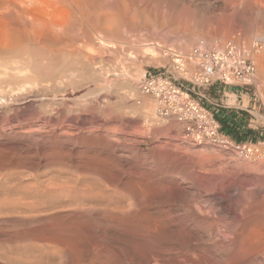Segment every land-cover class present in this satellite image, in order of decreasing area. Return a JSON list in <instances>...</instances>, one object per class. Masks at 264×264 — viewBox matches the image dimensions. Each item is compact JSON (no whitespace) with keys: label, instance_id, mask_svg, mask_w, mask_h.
<instances>
[{"label":"rangeland","instance_id":"1","mask_svg":"<svg viewBox=\"0 0 264 264\" xmlns=\"http://www.w3.org/2000/svg\"><path fill=\"white\" fill-rule=\"evenodd\" d=\"M28 1L1 0L0 2V9H2L0 10V27H4L3 30H1L2 28L0 30L1 33L5 32V36L4 33L0 34L2 47H0V89H2L0 90V101L3 100L2 104V101L0 102V112L3 116L0 115V149L2 150H0V189L2 185H6L2 187L4 192L2 189L0 190V198L5 197V194L9 192L8 190L13 187L14 189L19 187L21 190V187H23L24 190L29 189L31 191L38 188V190L43 191L57 190L60 192L61 190L65 194L56 197V201H58V197L59 199L62 197L63 204L57 207L47 206L49 210L45 206H43L45 209L40 208V212L46 210L45 215L38 211L37 213L40 216L39 214L37 216L36 212L35 214L33 212L28 213L23 209L22 212L20 210L15 214L10 213L11 215L6 214L7 212L0 213V246L6 247V250L3 247L0 248V264H20L19 262L22 261L27 262V264L30 261V264L32 262L34 264H52L53 262V264H70V262L71 264H190V262L191 264H203V262L205 264H243V262L244 264H250L253 261L254 264H264V233H262L264 232V208L262 209V205L264 207V201H262L264 200V157H258L256 160L251 161L234 151L210 144L190 142L184 137L182 126L178 122L174 120L164 121L158 118L154 100L143 94L139 88L140 80L146 70L161 68L169 62L168 57L164 54L165 48L187 52L195 46L205 48L220 46L236 33H240L246 39L255 33L264 35V0H123L125 4L128 3L125 5L126 7L122 5V0H108V2L104 0L105 3L103 0H99V2L97 0H81L78 6L81 8L80 11L68 0H31L29 3ZM114 1L118 3L116 4ZM109 2L110 4H108ZM91 3L92 5L89 6L88 4ZM96 3L100 5H96ZM105 4L107 7H105ZM87 5L89 7H86ZM109 5L110 7H108ZM133 5H137L136 11L131 10L134 8ZM84 6L86 7L85 11ZM49 7H51V10ZM122 7L124 10H122ZM21 9L22 12H20ZM81 10L83 11L81 12ZM101 11L102 14L99 13ZM26 15L29 16L27 18L35 16L39 19H45L47 22L50 20L55 28H49L50 31L44 29V33L38 34L43 37L36 43L28 41L25 39V22L28 21ZM49 15L52 17H49ZM95 15L98 16H96L98 19L95 18ZM129 16L135 18L136 21L134 22L135 19L133 18L130 20ZM108 17L110 21H108ZM112 18L114 21L111 20ZM84 19L86 21L88 19L89 22L92 20L91 23H88ZM95 19L97 20L96 23ZM59 23L60 25H58ZM79 24L81 25L80 29H78ZM7 26L10 28L7 29ZM17 27L19 28L17 29ZM89 28L91 30H88ZM73 30H77L79 33L75 31V36V33L71 32ZM51 34L55 39L53 37L49 38ZM101 38V42L104 40L106 43L104 45L110 46L106 47L102 45L103 43L100 44ZM107 41L110 43L108 44ZM111 44L116 47H111ZM262 52H264V45L258 53ZM255 64V82L254 85L248 87L252 97H254L253 92L258 91L255 114L250 115L253 119L251 128L245 126L244 130L247 134L241 137H249L252 141L254 139L264 141V66L262 68L261 64L259 65L257 62ZM7 67H12L14 72L12 73L11 69H6ZM9 70H11V74H9ZM4 82L7 83V86H11V83H13V88L12 86L7 87ZM34 83L36 86H34ZM44 83H47V86ZM20 87H24L28 93ZM42 87L45 89L47 87V89L45 90ZM6 88L7 91L12 89L10 90L12 92H7ZM1 91L3 92L1 93ZM13 91H16V93H13ZM132 92L135 95L132 96ZM11 93L12 97L8 95ZM4 95H6V98ZM26 96L29 97L26 98ZM22 97L24 98L22 99ZM43 115L45 116L43 117ZM252 131L261 134L254 136ZM32 138H35L36 141ZM22 146H25V148H21ZM30 146L31 149H29ZM19 147L22 151H19ZM2 148H6L8 151ZM10 148L12 149L10 150ZM14 148H18V152ZM12 150L15 152H12ZM18 153L25 155L26 158ZM23 159L30 160L26 162ZM8 162L12 164L10 165ZM85 167L91 169L90 171L93 173H90L88 168ZM84 169L87 172H83ZM198 172L202 175L200 176ZM63 175L64 178L60 179ZM203 175L204 177H202ZM196 176H199V178ZM47 177H50V179ZM51 177L58 180L55 182L57 184L54 183V179L52 181ZM209 177L212 178L211 181ZM45 179L51 181L50 186H56L49 187V182ZM63 180H68L69 183L63 182ZM91 180L95 182L91 183ZM40 182L48 183L46 184L47 187H44L45 184L42 183V187L38 185ZM11 183L15 185L12 187L10 186ZM79 183L85 189L81 190ZM31 187L34 189H31ZM94 187H97V190ZM165 187H169V191ZM76 188L78 192L82 193L90 191L87 197L89 194L90 196L88 198L84 196L85 199L82 197L83 200L81 199L77 206L70 202L69 194L74 189L76 191ZM66 189H70V192H67ZM20 192L23 194L22 191H19L18 194ZM97 192L100 193L97 194ZM95 195L97 199L106 196L101 198L103 199L102 202L99 199L96 203ZM107 197L109 200H107ZM66 199L68 202L65 201ZM59 203L61 202L58 201L57 204ZM256 203L258 204L256 205ZM85 204L87 207H90L89 205L91 207L84 208ZM108 204L111 206H108ZM104 205L107 207L104 208ZM75 206L79 208L77 209ZM81 206H84L83 209H86V211H80ZM97 206H99V209ZM247 206L250 208H248L249 211L253 210L254 212L246 211ZM58 207H62L61 210ZM108 207H111V209L109 208L107 212L105 209L108 210ZM52 208L55 210H52ZM63 208L67 210V213L65 210L62 211ZM91 208L95 209L93 213L89 210ZM50 209L51 212L55 211L52 212L53 214L51 213V216ZM193 209L196 211H193ZM244 209L249 215L246 214ZM69 212L73 216L77 212L82 220L77 217V213H75L77 215L75 218L71 217ZM19 213L20 215H18ZM65 213L66 215H64ZM106 213H109V215L107 216ZM60 215L61 217H59ZM18 216L22 217L19 218ZM109 216L112 217L111 220ZM45 217L47 219L43 221ZM113 217L115 218L113 219ZM63 218L65 220L68 218L69 221H64ZM118 219L120 220L118 221ZM14 222L17 224L23 222L24 224L21 226L19 223L21 226L19 227V224L17 225ZM66 224L68 227L65 228ZM76 224L78 230L75 227ZM208 224L212 225L208 226ZM256 224L261 230L254 228ZM23 225L29 232L23 228ZM25 225L29 226L26 227ZM79 225L84 228L82 229ZM196 226L198 227L196 228ZM211 226L215 227L211 228ZM248 227L252 228L249 230ZM54 229L55 231H53ZM68 229L71 231L69 232ZM73 229L75 230L74 233ZM212 229L214 230L212 231ZM242 229L245 232L242 233ZM76 230L82 231V236ZM58 231L61 233L59 234ZM53 232L57 233L56 236ZM35 233L40 236L37 238ZM43 233H47L48 236ZM62 233L66 237L62 236ZM191 233L198 237L196 241L191 238L193 236ZM23 234L24 236H22ZM29 234L34 235L36 238L32 235L28 238ZM74 234L78 235L74 236ZM10 236L16 237L13 239ZM21 236L24 238L22 239ZM45 236L53 238L50 239L51 243L47 241L50 245L44 241L48 239ZM82 237L84 238L82 239ZM72 238H74V242ZM243 238L245 240L249 239L244 241ZM25 239H28V241H25ZM239 239L240 241L237 242ZM232 240L234 244H232ZM249 240L256 242H253V244ZM33 241L37 243H33ZM87 241H89V244L91 243V246L86 245L88 244ZM9 242L15 246L12 247ZM70 242L73 244H70ZM212 242L217 244H214V246ZM31 243L34 246H31ZM45 243V251L41 247L35 246V244ZM237 243L239 244L236 245ZM17 244L19 247H17ZM58 244L62 247L60 248ZM74 244L80 245L81 248L78 250ZM47 245V249L50 247V250L46 249ZM27 246L30 247V250ZM56 246H59L58 249ZM53 247L56 251L53 250ZM69 247L71 248L69 249ZM73 247L77 249L74 252ZM64 248L67 249V253H65ZM37 249L39 253L36 252ZM241 249L242 252L245 250L243 255ZM254 249L257 250L253 252ZM51 250L52 252H50ZM250 250L251 252H248ZM41 251L43 252L41 253ZM47 252L51 255L55 254V256L60 255V257L48 255ZM252 252L255 254H252ZM22 253L27 254V256ZM43 253L45 256L42 255ZM63 253H65V256ZM9 255L10 257L14 256L12 257L14 262ZM194 255L200 257L197 259ZM19 256L20 259H18ZM42 256L44 259H41ZM46 256L51 257L46 258ZM203 256L207 258L204 260ZM27 257H29V261ZM3 258L4 261H2ZM246 259L253 261H247ZM199 261L201 263H198Z\"/></svg>","mask_w":264,"mask_h":264},{"label":"built area","instance_id":"2","mask_svg":"<svg viewBox=\"0 0 264 264\" xmlns=\"http://www.w3.org/2000/svg\"><path fill=\"white\" fill-rule=\"evenodd\" d=\"M264 45L261 34L248 39L233 34L222 45L195 46L187 52L165 48L169 62L146 70L139 88L155 102L161 120H174L182 126L186 139L195 144H210L237 152L247 160L264 155V141L242 138L244 131L224 130L214 111L205 103L204 90L213 83L254 85L256 64L253 55Z\"/></svg>","mask_w":264,"mask_h":264},{"label":"bare ground","instance_id":"3","mask_svg":"<svg viewBox=\"0 0 264 264\" xmlns=\"http://www.w3.org/2000/svg\"><path fill=\"white\" fill-rule=\"evenodd\" d=\"M7 1H9V0H7ZM10 1H12V0H10ZM13 1H14V0H13ZM36 1H37V0H36ZM63 1H64V0H63ZM66 1H67V0H66ZM66 1H65V3H66ZM68 1H69V2H70L75 8H77V7L79 6L80 2H81V0H68ZM97 1L99 2V0H97ZM105 1H106V0H105ZM110 1H111V0H110ZM122 1H123V0H122ZM122 1H121V2H122ZM0 2H1V0H0ZM29 2H31V0H29L28 3H29ZM45 2H46V1H45ZM55 2H56V1H55ZM103 2H104V0H103ZM106 2H108V0H107ZM124 2H125V1L122 2V5L125 6L126 4H128V3L125 4ZM130 2H131V1H130ZM133 2H135V1H133ZM3 3H4V2H3ZM48 3H49V2H48ZM70 3H69V4H70ZM83 3H84V1H83ZM89 3H90V1H89ZM104 3H105V2H104ZM114 3H116V2L114 1ZM117 3H118V2H117ZM117 3H116V4H117ZM123 3H124V4H123ZM18 4H19V3H18ZM18 4H17V5H18ZM24 4H25V3H24ZM52 4H53V3H52ZM54 4H55V3H54ZM59 4H60V3H59ZM85 4H86V1H85ZM93 4H94V3H93ZM98 4H99V3H98ZM98 4L96 3V5H98ZM108 4H110V2H109ZM132 4H135V3H132ZM21 5H22V4H21ZM83 5H84V4H83ZM88 5H89V6L92 5V3H91V4H88ZM88 5H87L86 7H89ZM99 5H100V4H99ZM105 5H106V4H105ZM112 5H114V4L112 3ZM130 5H131V4H130ZM31 6H32V5H31ZM64 6H65V5H64ZM64 6H63V7H64ZM94 6H95V5H94ZM118 6H119V5H118ZM136 6H137V5H136ZM136 6L133 5L134 8L131 9V10L136 11V10H135ZM19 7H21V6H19ZM28 7H29V6H28ZM51 7H52V6H51ZM51 7H49L50 10H51ZM74 7H73V8H74ZM86 7L84 6V11L86 10V9H85ZM99 7H100V6H99ZM105 7H107V5H106ZM108 7H110V5H109ZM125 7H126V6H125ZM127 7H128V6H127ZM129 7L131 8V6H129ZM59 8H60V7H59ZM111 8H112V7H111ZM119 8H121V7L119 6ZM9 9H10V8H9ZM63 9H64V8H63ZM79 9H81V8L78 7V10H79ZM87 9L89 10V8H87ZM0 10H2V9H0ZM76 10H77V9H76ZM90 10H94V9H90ZM96 10H98V9H96ZM114 10H115V8H114ZM114 10H112V11H114ZM122 10H124L123 7H122ZM129 10H130V9H129ZM137 10H138V9H137ZM6 11H7V10H6ZM24 11H26V10H24ZM52 11H53V10H52ZM55 11H57V10H55ZM58 11L60 12L59 9H58ZM69 11H70V9H69ZM74 11H75V10H74ZM79 11H80V10H79ZM82 11H83V10H81V12H82ZM112 11H110V12L112 13ZM134 11H133V12H134ZM1 12H2V11H1ZM15 12H17V11H15ZM20 12H22V9L20 10ZM20 12H18V13H20ZM31 12H32V11H31ZM33 12H34V11H33ZM93 12H94V11H93ZM93 12H91V13H93ZM110 12H109V13H110ZM124 12H125V11H124ZM131 12H132V11H131ZM137 12H138V11H137ZM137 12H136V13H137ZM8 13H9V12H8ZM76 13H77V12H76ZM94 13H95V12H94ZM99 13L102 14L103 12L101 11V12H99ZM99 13H97V15H99ZM104 13H105V12H104ZM116 13H117V12H116ZM134 13H135V12H134ZM134 13H133V14H134ZM141 13H142V12H141ZM9 14H10V13H9ZM22 14H23V13H22ZM25 14H27V13H25ZM59 14H60V13H59ZM66 14H67V13H66ZM77 14H78V13H77ZM89 14H90V13H89ZM89 14H88V15H89ZM114 14H115V13H114ZM137 14H139V13H137ZM143 14H144V13H143ZM3 15H4V14H3ZM7 15H8V14H7ZM7 15H6V16H7ZM54 15H55V14H54ZM60 15H61V14H60ZM60 15H59V17H60ZM62 15H64V14H62ZM72 15H73V14H72ZM80 15H81V14H80ZM88 15H87V16H88ZM97 15H95V18H96V19H98V18H97V17H98ZM106 15H107V14H106ZM108 15H110V14H108ZM1 16H2V15H1ZM55 16H56V15H55ZM96 16H97V17H96ZM102 16H103V15H102ZM117 16H118V15H117ZM117 16H114V17H117ZM8 17H9V16H8ZM27 17H29V16L26 15V18H27ZM44 17H45V16H44ZM47 17H48V16H47ZM49 17H52V16L49 15ZM77 17H78V16H77ZM111 17H112V16H111ZM114 17H113V18H114ZM129 17H130V16H129ZM2 18L4 19L5 17H2ZM13 18H14V17H13ZM61 18H62V16H61ZM65 18H66V17H65ZM72 18H73V17H72ZM81 18H83V17H81ZM81 18H80V19H81ZM104 18H106V17H104ZM113 18L111 19L112 21H114ZM130 18H131V17H130ZM132 18H133V17H132ZM132 18H131L130 20H132ZM7 19H8V18H7ZM16 19H17V18H16ZM24 19H25V18H24ZM69 19H70V18H69ZM85 19H86V17H85ZM85 19H84V20H85ZM92 19H93V16H92ZM92 19H91V20H92ZM96 19H95V20H96ZM109 19H110V18L108 17V21H110ZM133 19H135V18H133ZM8 20H9V19H8ZM8 20H7V21H8ZM25 20H26V19H25ZM27 20H28V21L25 22V25H26V26H25V27H26V35H25V39L28 40V41H34L35 43L38 42V41L41 39V37H43L42 35H38V34H40V33H42V32L44 33V31H43L44 29H45V30H46V29L48 30L49 28H52V27H53V24L50 22V20H49V22H47L45 19H39V17L36 18L35 16H34V17L31 16L30 18H27ZM53 20H55V19L53 18ZM53 20H52V21H53ZM60 20H61V19H60ZM60 20H57V21L59 22ZM91 20H90V22H89L88 19H87L88 23H91ZM95 20H94V21H95ZM106 20H107V19H106ZM115 20H116V18H115ZM3 21H4V20H3ZM21 21H22V19H21ZM21 21H20V22H21ZM57 21H56V22H57ZM85 21H86V20H85ZM87 21H86V22H87ZM94 21H93V22H94ZM116 21H117V20H116ZM135 21H136V19L134 20V22H135ZM1 22H2V21H1ZM22 22H23V21H22ZM22 22H21V23H22ZM96 22H97V20L95 21V23H96ZM8 23H9V22H8ZM10 23H11V22H10ZM61 23H62V22H61ZM88 23H87V25H89ZM2 24H4V23H2ZM2 24H1V25H2ZM11 24H13V23H11ZM64 24H65V23H64ZM66 24H67V23H66ZM6 25H7V24H6ZM6 25H5V26H6ZM23 25H24V24H23ZM54 25H56V23H54ZM58 25H60V23H59ZM58 25H57V26H58ZM67 25H68V24H67ZM67 25H66V26H67ZM77 25H78V24H77ZM77 25H76V26H77ZM79 25H80V24H79ZM85 25H86V24H85ZM10 26H11V25H10ZM63 26H64V25H63ZM63 26H62V27H63ZM14 27H16V26H14ZM71 27H72V26H71ZM77 27H78V26H77ZM77 27H76V28H77ZM80 27H81V25L79 26L78 29H80ZM85 27H87V26H85ZM90 27H92V26L90 25ZM0 28H2V27H0ZM8 28H10V27L7 26V29H8ZM18 28H19V27H17V29H18ZM53 28H55V27H53ZM56 28H57V27H56ZM58 28H59V27H58ZM72 28H73V27H72ZM74 28H75V27H74ZM87 28H88V27H87ZM3 29H4V27H3L1 30H3ZM7 29H6V31H7ZM78 29H77V30H78ZM81 29H82V28H81ZM83 29H84V28H83ZM1 30H0V34H3V33H4V36H5V32H2V33H1ZM55 30H56V29H54V31H55ZM58 30H59V29H58ZM77 30H75V31H77ZM84 30H85V29H84ZM88 30H91V29L89 28ZM49 31H50V29H49ZM59 31H60V30H59ZM62 31H63V30H62ZM62 31H61V32H62ZM75 31L73 30V31H71V32L75 33V36H76V32H75ZM82 31H83V30H82ZM108 31H110V30H108ZM7 32H8V31H7ZM56 32L59 33L57 30H56ZM71 32H70V34H72ZM77 32L79 33V31H77ZM85 32H86V31H85ZM85 32H84V33H85ZM93 32H94V31H93ZM48 33H49V32H48ZM51 33H52V32H51ZM68 33H69V32H68ZM82 33H83V32H82ZM86 33H87V32H86ZM88 33H89V32H88ZM104 33H105V32H104ZM14 34H17V33H14ZM46 34H47V33H46ZM92 34H94V33H92ZM92 34H91V36H92ZM107 34H108V33H107ZM54 36H55V34H54ZM84 36H85V34H84ZM88 36H89V34H88ZM6 37H7V36H6ZM6 37H5V39H6ZM44 37H45V36H44ZM51 37H53L52 34H51V36H49V38H51ZM73 37H74V36H73ZM77 37H78V36H77ZM86 37H87V36H86ZM196 37H197V36H196ZM262 37L264 38V35H262ZM45 38H46V37H45ZM53 38H54V37H53ZM87 38H88V37H87ZM103 38H104V37H103ZM7 39H8V37H7ZM54 39H55V38H54ZM83 39H84V38H83ZM52 40H53V39H52ZM57 40H58V39H57ZM66 40H67V39H66ZM72 40H73V39H72ZM80 40H81V39H80ZM84 40H85V39H84ZM91 40H92V39H91ZM101 40H102V38L100 39V42H99V43H100V44L103 43L102 45H104V43H105L104 40H103L102 42H101ZM6 41H7V40H6ZM73 41H74V40H73ZM76 41H77V40H76ZM110 41H111V40H110ZM52 42H53V41H52ZM79 42H80V41H79ZM107 42H108V44L110 43L109 41H107ZM113 42H115V41H113ZM60 43H61V42H60ZM7 44H8V43H7ZM7 44H6V46H7ZM37 44L39 45V43H37ZM105 44H106V43H105ZM113 44H114V43H113ZM8 45H9V44H8ZM44 45H45V44H44ZM114 45H115V44H114ZM116 45H117V44H116ZM4 46H5V45H4ZM40 46H41V45H40ZM104 46H106V45H104ZM104 46H103V47H104ZM108 46H110V45H108ZM108 46H106V47H108ZM112 46H113V45L111 44V47H112ZM0 47H1V44H0ZM113 47H116V46H113ZM1 48H2V47H1ZM3 48H5V47H3ZM66 48H67V47H66ZM79 48H80V47H79ZM59 49H60V48H59ZM61 50H62V49H61ZM55 51H56V50H55ZM258 52H259V51H258ZM258 52H257V53H258ZM52 53H53V52H52ZM257 53H255V54L253 55V59H254L255 62H257V64H259V65L261 64V65H262V68H263V66H264V52H262V53H260V54H259V53L257 54ZM41 56H42V55H41ZM35 59H36V58H35ZM40 60H41V59H40ZM36 61H37V60H36ZM36 61H35V64H36ZM44 62H45V61H44ZM33 63H34V62H33ZM33 63H32V64H33ZM21 66H22V65H21ZM21 66H20V67H21ZM16 67H17V66H16ZM13 68H14V67H13ZM17 68H19V67H17ZM6 69H11V70H12V67H11V68L7 67ZM15 69H16V68H15ZM3 70H4V69H3ZM11 70H9V72H10ZM34 70H36V69H34ZM34 70H33V71H34ZM41 70H42V69H41ZM41 70H40V72H41ZM43 71H44V70H43ZM13 72H14V70H12V73H13ZM35 72H36V71H35ZM18 73H19V72H18ZM21 73H22V72H21ZM23 73H24V72H23ZM43 73H45V72H43ZM9 74H11V72H10ZM16 74H17V73H16ZM116 75H117V74H116ZM37 77H38V76H37ZM118 77H119V76H118ZM122 78H123V77H122ZM133 80H134V79H133ZM29 81H30V80H29ZM6 82H8V81L6 80ZM0 83H1V82H0ZM19 83H20V82H19ZM132 83H133V82H132ZM4 84H6V86H7V83L4 82ZM4 84H3V85H4ZM12 84H13V83H11V86H12ZM22 84H23V83H22ZM26 84H27V83H26ZM38 84H39V83H38ZM44 84H45V83H44ZM8 85H9V84H8ZM27 85H28V84H27ZM42 85H43V84H42ZM45 85L47 86V83H46ZM49 85H50V84H49ZM9 86H10V85H9ZM9 86H7V87H9ZM11 86H10V87H11ZM13 86H14V85H13ZM13 86H12V88H13ZM18 86H19V84H18ZM18 86H17V88H18ZM34 86H36L35 83H34ZM37 86L39 87V85H37ZM40 86H41V85H40ZM51 86H52V85H51ZM2 87H3V86H2ZM31 87H32V86H31ZM31 87H30V88H31ZM15 88H16V87H15ZM20 88H24V87H20ZM42 88H43V87H42ZM130 88H131V87H130ZM9 89H10V88H9ZM43 89H45V88H43ZM46 89H47V87H46ZM46 89H45V90H46ZM0 90H2V89H0ZM10 90H12V89H10ZM10 90H9V91H10ZM17 90H18V89H17ZM17 90H16V91H17ZM20 90H21V89H20ZM23 90H25V88H24ZM30 90H31V89H30ZM39 90H40V89H39ZM48 90L50 91V89H48ZM48 90H47V91H48ZM6 91H7V88H6ZM9 91H7V92H9ZM16 91H13V93H14V92L16 93ZM25 91H26V90H25ZM2 92H3V91H1V93H2ZM4 92H5V91H4ZM10 92H12V91H10ZM10 92H9V93H10ZM18 92H20V91H18ZM26 92H27V91H26ZM30 92H31V91H30ZM27 93H28V92H27ZM35 93H36V91H35ZM35 93H34V94H35ZM133 93H134V92L131 93L132 96L135 95V94H133ZM127 94H128V93H127ZM1 95H3V94H1ZM8 95L11 96L12 93H11V94H8ZM8 95H7V96H8ZM13 95H14V94H13ZM26 95H28V94H26ZM30 95H31V94H30ZM53 95H54V94H53ZM128 95H129V94H128ZM131 95H129V96H131ZM5 96H6V95H4V97H5ZM14 96H15V95H14ZM123 96H124V94H123ZM11 97H12V96H11ZM28 97H29V96H28ZM28 97L26 96V98H28ZM31 97H32V95H31ZM39 97H41V95H39ZM124 97H126V95H125ZM5 98H6V97H5ZM8 98H9V97H8ZM13 98H14V97H13ZM23 98H24V97H22V99H23ZM32 98H33V97H32ZM42 98H43V97H42ZM54 98H55V96H54ZM1 99H2V97H1ZM9 99H10V98H9ZM29 99H30V98H29ZM33 99H34V98H33ZM44 99H45V98H44ZM5 100H6V99H5ZM7 100H8V99H7ZM19 100H20V99H19ZM34 100H35V99H34ZM42 100H43V99H42ZM121 100H122V99H121ZM121 100H119V101H121ZM1 101H2V102H1ZM1 101H0V102H1V104H2V103H3V100H1ZM10 101H11V100H10ZM13 101H14V100H13ZM20 101H22V100H20ZM37 101H38V100H37ZM39 101H41V100H39ZM43 101H44V100H43ZM16 102L18 103V101H16ZM23 102H24V101H23ZM5 103H6V102H5ZM9 103H10V102H9ZM20 103H21V102H20ZM41 103H42V102H41ZM43 103H44V102H43ZM45 103H46V102H45ZM139 103H140V102H139ZM14 104H15V103H14ZM37 104H38V103H37ZM8 105H9V104H8ZM4 106H6V105H4ZM14 106H15V105H14ZM40 106H41V105H40ZM42 106H43V105H42ZM44 106H45V104H44ZM44 106H43V108H44ZM126 106H127V105H126ZM126 106H125V107H126ZM6 107H7V106H6ZM43 108H42V109H43ZM6 109H7V108H6ZM6 109H5V111H6ZM42 109H41V110H42ZM11 111H12V110H11ZM43 111H44V110H43ZM7 112H8V109H7ZM2 113H3V111H2ZM10 113H11V112H10ZM44 113H45V111H44ZM4 114H5V113H4ZM0 115H1V112H0ZM6 115H7V114H6ZM6 115H5V116H6ZM8 115H9V114H8ZM45 115H48V114H45ZM45 115H43V117H44ZM5 116H4V117H5ZM1 117H3V116L1 115ZM41 117H42V116H41ZM43 117H42V118H43ZM54 117H55V116H54ZM6 118H7V117H6ZM4 119H5V118H4ZM45 119H46V118H45ZM44 122H45V121H44ZM44 133H45V132H44ZM41 134H42V133H41ZM45 134H46V133H45ZM52 134H53V133H52ZM53 135H54V134H53ZM6 138H7V137H6ZM32 139H33V138H32ZM33 140H35V138H34ZM45 140H46V139H45ZM53 140H54V139H53ZM28 141H29V140H28ZM31 141H32V140H31ZM35 141H36V140H35ZM37 141H38V140H37ZM44 142H45V141H44ZM32 143H34V142L32 141ZM36 143H37V142H36ZM38 143H39V142H38ZM29 144H30V143H29ZM29 144H28V145H29ZM105 144H106V143H105ZM35 145H36V144H35ZM35 145H33V146H35ZM50 145L52 146V144H50ZM3 146H4V145H3ZM3 146H1V147H3ZM20 146H21V145H20ZM36 146H37V145H36ZM17 147H18V146H17ZM52 147H53V146H52ZM21 148L24 149L25 146H24V147L22 146ZM27 148H28V147H27ZM33 148H34V147H33ZM33 148H32V150H34ZM53 148H55V147H53ZM2 149L7 150L6 148H2ZM11 149H12V148H10V150H11ZM29 149H31V146L29 147ZM36 149H37V148H36ZM36 149H35V150H36ZM57 149H58V147H57ZM0 150H1V149H0ZM10 150H9V151H10ZM14 150H17V152H18V148H17V149L14 148ZM20 150H21V149H20V147H19V151H20ZM26 150H27V149H26ZM44 150H45V149H44ZM1 151H2V150H1ZM7 151H8V150H7ZM21 151H22V150H21ZM37 151H38V150H37ZM41 151H42V150H41ZM12 152H15V151L12 150ZM26 152H27V151H26ZM26 152H25V153H26ZM44 152H45V151H44ZM39 153H40V152H39ZM18 154H19V153H18ZM42 154H43V153H42ZM19 155H20V154H19ZM26 155H27V154H26ZM29 155H30V154H29ZM34 155H36V154H34ZM20 156H23V155H20ZM23 157H25V155H24ZM261 157H264V155L261 156ZM25 158H26V157H25ZM31 159H32V158H31ZM9 160H10V159H9ZM19 160H20V159H19ZM19 160H18V161H19ZM29 160H30V159H27V161H29ZM23 161H26V160L23 159ZM23 161H21V162L23 163ZM27 161H26V162H27ZM13 162H14V161H13ZM19 162H20V161H19ZM6 163H7V162H6ZM9 163H10V162H8V164H9ZM15 163H16V162H15ZM11 164H12V163H10V165H11ZM27 164H28V163H27ZM32 165H33V164H32ZM34 165H35V164H34ZM85 168L87 169L88 167H85ZM92 169H93V168H92ZM96 169H97V168H96ZM88 170L90 171L91 169L88 168ZM85 171H86V170L84 169L83 172H85ZM94 171H95V170H94ZM86 172H87V171H86ZM17 173H18V172H17ZM88 173H89V172H88ZM90 173H93V172L90 171ZM195 173H197V172H195ZM198 173H199V172H198ZM199 174H200V176L202 175L201 173H199ZM199 174H198V175H199ZM15 175H16V174H15ZM54 175H55V174H54ZM195 175H196V174H195ZM204 175H205V174H204ZM204 175H203L202 177H204ZM51 176H53V175H51ZM55 176H56V175H55ZM58 176H59V175H58ZM68 176H69V175H68ZM68 176H66V177L68 178ZM71 176H72V175H71ZM76 176H77V175H76ZM79 176H80V175H79ZM88 176H89V175H88ZM90 176H91V175H90ZM101 176H102V175H101ZM193 176H194V175H193ZM53 177H54V176H53ZM56 177H57V176H56ZM56 177H55V178H56ZM66 177H65V178H66ZM72 177H73V176H72ZM82 177H83V176H82ZM82 177H81V178H82ZM92 177H94V176H92ZM92 177H91V178H92ZM105 177H107V176H105ZM196 177H197V176H196ZM47 178L50 179V177H47ZM51 178H52V177H51ZM62 178H64V175H63V177H61L60 179H62ZM73 178L75 179V177H73ZM73 178H72V179H73ZM85 178H86V177H85ZM94 178H95V177H94ZM194 178H195V177H194ZM197 178H199V176H198ZM35 179L37 180V178H35ZM35 179H33V180L35 181ZM49 179H45V181L47 180V182H49V184H48V183H42V182H40V184H38V185L41 186L42 184H43V185L45 184L44 187H47L46 184H48L49 187H52V185L50 186L51 181H48ZM53 179H54V178H52V181H53ZM78 179H79V178H78ZM88 179H89V178H88ZM205 179H206V178H205ZM210 179L212 180V178L209 177V180H210ZM26 180H27V179H26ZM70 180H71V177H70ZM70 180H69V181H70ZM81 180H82V179H81ZM81 180H80V181H81ZM85 180H86V179H85ZM89 180H90V179H89ZM194 180H195V179H194ZM211 180H210V181H211ZM250 180H251V179H250ZM20 181H21V180H20ZM39 181H40V180H39ZM45 181H43V182H45ZM56 181H58V180H55V179H54V183H55ZM64 181H65V180H63V182H64ZM72 181H73V180H72ZM198 181H199V179H198ZM202 181H203V180H202ZM205 181H206V180H205ZM35 182H38V181H35ZM60 182H61V180L59 181V183H60ZM65 182L69 183L68 180H66ZM70 182H71V181H70ZM74 182H75V180H74ZM86 182H87V181H86ZM86 182H85V183H86ZM92 182H93V181L91 180V183H92ZM94 182H95V181H94ZM94 182H93V183H94ZM243 182H244V181H243ZM243 182H242V183H243ZM248 182H249V179H248ZM3 183H4V182H3ZM3 183H2V184H3ZM38 183H39V182H38ZM41 183H42V184H41ZM52 183H53V182H52ZM54 183H53V184H54ZM72 183H73V182H72ZM76 183H77V182H76ZM83 183H84V182H83ZM96 183H98V182H96ZM199 183H200V182H199ZM203 183H204V182H203ZM6 184H7V183H6ZM8 184H10V183H8ZM16 184H17V183H16ZM18 184H19V182H18ZM24 184H25V183H24ZM32 184H34V182H32ZM36 184H37V183H36ZM55 184H57V183H55ZM65 184H66V183H65ZM65 184H64V185H65ZM98 184H99V183H98ZM200 184H201V183H200ZM204 184H205V183H204ZM0 185H1V184H0ZM4 185H5V184H4ZM4 185H2V187H4ZM13 185H15V184L13 183ZM13 185H12V183H11L10 186L13 187ZM20 185H21V184H20ZM58 185H62V184H58ZM58 185H57V186H58ZM71 185H73V184H71ZM74 185H75V184H74ZM77 185H78V184H77ZM80 185H81V184L79 183V186H80ZM86 185H87V183H86ZM91 185H92V184H91ZM95 185H97V184H95ZM95 185H93V186H95ZM197 185H199V184H197ZM5 186H6V185H5ZM7 186H8V185H7ZM17 186H18V185H17ZM30 186H31V185H30ZM54 186H56V185H53V187H54ZM67 186H68V185H67ZM82 186H84V185L82 184ZM87 186H88V185H87ZM87 186H86V187H87ZM98 186H99V185H98ZM100 186H101V185H100ZM2 187H1V189H2V191H3L4 188H2ZM15 187H16V186H15ZM34 187H37V186L34 185ZM41 187H42V186H41ZM53 187H52V188H53ZM80 187H81V186H80ZM103 187H104V185H103ZM103 187H101V188H103ZM161 187H162V186H161ZM163 187H164V186H163ZM170 187H171V186H170ZM7 188H8V187H7ZM9 188H10V187H9ZM21 188H22V190H21L19 187H18V189H17V188L14 189V187H13L11 190H8L9 192L6 191L7 193L5 194V195H6L5 197H1V198H0V213H2V212H7L6 214H8V213H9V214H10V213H14V214H15V212H20V210H21V212H22V209H23L24 211H26V212H28V213L33 212V213L35 214V212H36V214H37V216H38L39 213H37V212L40 210V208L42 209L43 206H45V207H47V206H49V207H57L58 205L63 204V203H62V201H63V198H62V197H61L62 200L59 199V197H58V199H57V200L60 201L61 203L57 204L58 201H56V197H57L58 195L60 196V195H62V194H65V192H64V193L61 192L60 188H59L60 192H58L56 189H55L56 191H54V190H53V191H51V190H49V191H46V190H45V191H43V190H38V189H39L38 187H37L38 189H36V190H34V191L32 190V191H33V192H32V191L29 190V189H28V190H24L23 187H21ZM27 188H28V187H27ZM61 188H63V186H61ZM66 188H67V187H66ZM68 188H69V186H68ZM74 188H75V186H74ZM77 188H78V186H77ZM77 188H76V191H75V189H74V191H72L71 193H69V194H70V200H71L70 202H71V203H74L76 206L78 205V203L80 202L81 199H82V200H83V198L85 199V197H87V194L90 193V191L87 192V193L84 192V191H83L84 193H82V192H78L77 190L80 189V188H78V189H77ZM91 188H92V187H91ZM94 188H96V190H97V187H94ZM168 188H169V187H168ZM168 188L165 187V189H168ZM1 189H0V190H1ZM31 189H34V188L31 187ZM41 189H43V188H41ZM44 189H45V188H44ZM48 189H49V188H48ZM64 189H65V188H64ZM72 189H73V187H72ZM82 189H85V188H84V187H83V188L81 187V190H82ZM86 189H89V188H86ZM104 189H105V188H104ZM159 189H160V188H159ZM66 190H67V189H66ZM69 190H70V189H69ZM69 190H67V192H68ZM101 190H102V189H101ZM101 190H100V191H101ZM157 190H158V189H157ZM19 191H22L23 194H22L21 192H20L21 194H20V193L18 194ZM62 191H63V190H62ZM104 191H105V190H104ZM162 191H163V190H162ZM162 191H161V193H162ZM168 191H169V189H168ZM3 192H4V191H3ZM24 192H25V193H24ZM69 192H70V191H69ZM101 192H102V191H101ZM1 193H2V192H1ZM85 193H86V195H85ZM91 193H92V191H91ZM94 193H95V192H94ZM99 193H100V192H99ZM99 193L97 192V194H99ZM158 193H159V192H158ZM161 193H160V194H161ZM2 194H3V193H2ZM101 194H102V193H101ZM66 195H67V194H66ZM66 195H65V196H66ZM107 195H108V193H107ZM0 196H1V195H0ZM84 196H85V197H84ZM89 196H90V194H89ZM89 196H88V197H89ZM91 196H92V195H91ZM105 196H106V195H104V196H102V197H105ZM162 196H164V195L162 194ZM82 197H83V198H82ZM88 197H87V198H88ZM94 197H96V195H95ZM102 197H101V198H102ZM109 197H110V194H109ZM68 198H69V197H68ZM90 198L92 199L93 197H90ZM101 198H99V199H100V202L103 201V199H101ZM244 198H246V197H244ZM96 199H97V197H96ZM99 199L96 200V203H98L97 201H98ZM89 200H90V199H89ZM89 200H88V201H89ZM107 200H109L108 197H107ZM244 200H245V199H244ZM65 201H67V199H66ZM94 201H95V200H94ZM237 201H238V200H237ZM239 201H240V200H239ZM246 201H247V200H246ZM248 201H249V200H248ZM248 201H247V202H248ZM262 201H264V200H262ZM67 202H68V201H67ZM70 202H69V204H71ZM85 202H86V201H85ZM105 202H106V201H105ZM105 202H104V203H105ZM242 202H243V201H242ZM244 202H245V201H244ZM250 202H251V201H250ZM89 203H90V202H89ZM93 203H94V202H93ZM107 203H108V202H107ZM251 203H252V202H251ZM259 203H261V202H259ZM86 204H87V203H86ZM86 204H85V207L83 206L84 208L87 207ZM94 204H95V203H94ZM240 204H241V202H240ZM243 204H244V203H243ZM245 204H246V203H245ZM248 204H249V203H248ZM257 204H258V203H256V205H257ZM263 204H264V203H263ZM82 205H83V204H82ZM189 205H190V204H189ZM250 205H251V204H250ZM259 205H261V204H259ZM71 206H74V205H71ZM76 206H75V207H76ZM89 206L91 207V205H89ZM94 206H95V205H94ZM108 206H111V205L108 204ZM115 206H116V205H115ZM196 206H197V205H196ZM239 206H240V205H239ZM251 206H252V205H251ZM251 206H250V207H251ZM45 207H43V208L45 209ZM65 207L67 208L66 204H65ZM69 207H70V205H69ZM69 207H68V209L71 208V207H70V208H69ZM81 207H82V206H81ZM83 207L81 208V210H80V209H79V210H80V211H82V210L86 211V209H83ZM90 207H87V208H90ZM95 207H96V206H95ZM97 207H98V209H99V206H97ZM101 207H102V206H101ZM105 207H107V206L104 205V208H105ZM113 207H114V206H113ZM190 207H192V205H190ZM245 207H246V206H245ZM58 208H60V207H58ZM58 208H57V210H58ZM61 208H62V207H61ZM61 208H60V210H61ZM76 208H77V207H76ZM78 208H79V207H78ZM78 208H77V209H78ZM109 208L111 209V207H108V210H107V208H106L105 210L108 212V211H109ZM114 208H115V207H114ZM238 208H239V207H238ZM243 208H244V207H243ZM248 208H249V207L247 206V210H246V211H249ZM263 208H264V207H263V205H262V209H263ZM47 209H48V207H47ZM72 209H74V208H72ZM102 209H103V208H102ZM122 209H123V207H122ZM249 209H250V208H249ZM48 210H49V209H48ZM52 210H55V209L52 208ZM57 210H56V211H57ZM64 210H65L66 213H67V210H66L65 208H63L62 211L64 212ZM87 210H88V209H87ZM89 210H91V213H93V212H94L93 210H95V209H94V208H93V209L91 208V209H89ZM89 210H88V211H89ZM96 210H97V209H96ZM105 210H103V211L106 212ZM112 210H114V209H112ZM194 210H195V209H193V211H194ZM41 211H42V210H41ZM45 211H46V210H44V212H43V211H42V212L39 211V212L45 215ZM71 211H72V210H71ZM80 211H79V213H81ZM100 211H101V210H100ZM100 211H99V212H100ZM103 211H102V214H103ZM122 211H123V210H122ZM193 211H192V212H193ZM195 211H196V210H195ZM242 211H243V209H242ZM244 211H245V209H244ZM246 211H245V212H246ZM250 211H253V210H250ZM250 211H249V212H250ZM47 212H49V211H47ZM47 212H46V213H47ZM52 212H55V211H52ZM52 212H51V209H50V212H49V213H50V216H51V213H52ZM96 212H97V211H96ZM96 212H95V213H96ZM135 212H136V211H135ZM253 212H254V211H253ZM24 213H25V212H24ZM24 213H23V214H24ZM33 213H32V214H33ZM49 213H48V214H49ZM57 213H58V212H57ZM60 213H61V212H60ZM66 213H65L64 215H66ZM73 213H74V212H73ZM75 213H77V212H75ZM75 213H74L75 216L70 215V212H69V215H70L71 217L73 216V217L76 218L77 215H76ZM86 213H87V212H86ZM86 213H83V214H86ZM2 214H3V213H2ZM16 214H17V213H16ZM23 214H22V216H23ZM26 214H27V213H26ZM32 214H31V215H32ZM48 214H46V215L48 216ZM52 214H53V213H52ZM77 214H78V213H77ZM102 214H101V216H102ZM104 214H105V213H104ZM246 214H248V212H246ZM251 214H252V212H251ZM10 215H11V214H10ZM18 215H20V213H19ZM24 215H25V214H24ZM28 215L30 216V214H28ZM54 215H55V214H54ZM54 215H53V216H54ZM64 215H63V216H64ZM92 215H93V214H92ZM98 215H99V214H98ZM106 215L108 216L109 213H106ZM198 215H199V214H198ZM206 215H207V214H206ZM248 215H249V214H248ZM12 216H13V215H12ZM22 216H20V217H22ZM35 216H36V215H35ZM39 216H40V214H39ZM67 216H68V215H67ZM85 216H86V215H85ZM93 216H94V215H93ZM126 216H127V215H126ZM18 217H19V216H18ZM20 217H19V218H20ZM59 217H61V215H60ZM77 217H79V214H78ZM87 217H88V215H87ZM99 217H100V216H99ZM109 217H110V220H111L112 217H111V216H109ZM115 217H116V216H115ZM115 217H113V219H114ZM203 217H204V216H203ZM245 217H246V215H245ZM245 217H244V218H245ZM249 217H250V216H249ZM36 218H37V217H36ZM48 218H49V217H48ZM55 218H56V217H55ZM79 218L81 219V217H79ZM84 218H85V217H84ZM88 218H89V217H88ZM102 218H103V217H102ZM102 218H101V219H102ZM196 218H197V217H196ZM199 218H200V217H199ZM201 218H202V217H201ZM242 218H243V217H242ZM14 219H15V218H14ZM32 219H33V218H32ZM34 219H35V218H34ZM37 219H39V218H37ZM46 219H47V217H45V219H43V221L46 220ZM49 219H50V218H49ZM49 219H48V220H49ZM63 219H64V218H63ZM69 219H70V218H69ZM77 219H78V218H77ZM77 219H76V220H77ZM80 219H79V221H80ZM120 219H121V218H120ZM120 219H118V221H119ZM168 219H169V218H168ZM15 220H16V219H15ZM67 220H68V218H67ZM67 220L64 219V221H67ZM71 220H72V219H71ZM74 220H75V219H74ZM81 220H82V219H81ZM105 220H107V219H105ZM243 220H244V219H243ZM251 220H252V219H251ZM251 220H250V221H251ZM254 220H255V219H254ZM19 221L21 222V220H19ZM29 221H30V220H29ZM35 221H36V219H35ZM39 221H40V220H39ZM60 221H61V220H60ZM68 221H69V220H68ZM68 221H67V222H68ZM167 221H168V220H167ZM192 221H193V220H192ZM197 221H199V220H197ZM203 221H204V220H203ZM205 221H206V220H205ZM207 221H208V220H207ZM207 221H206V222H207ZM245 221H247L246 218H245ZM248 221H249V220H248ZM252 221H253V220H252ZM20 222H18V224H19ZM30 222H31V221H30ZM36 222H38V221H36ZM36 222H35V223H36ZM46 222H47V221H46ZM49 222H50V220H49ZM67 222H65V223H67ZM77 222H78V220H77ZM77 222H76V223H77ZM168 222L171 224L170 221H168ZM241 222H242V221H241ZM253 222H254V221H253ZM256 222H257V221H256ZM14 223H16V222H14ZM33 223H34V222H33ZM38 223H39V222H38ZM74 223H75V222H74ZM80 223H83V222H80ZM80 223H79V224H80ZM109 223H110V222H109ZM199 223H200V222H199ZM202 223H203V222H202ZM242 223H243V222H242ZM250 223H252V222H250ZM257 223H258V222H257ZM260 223H261V222H260ZM16 224H17V223H16ZM18 224H17V225H18ZM20 224H21V223H20ZM20 224L18 225L19 227H21L22 224H24V223L22 222L21 226H20ZM30 224H32V222H31ZM30 224H29V225H30ZM36 224H37V223H36ZM48 224H49V223H48ZM61 224L63 225V223H61ZM72 224H73V222H72ZM72 224H71V225H72ZM83 224H84V223H83ZM244 224H245V223H244ZM246 224H247V223H246ZM29 225H27V226H29ZM50 225H51V224H50ZM66 225H67V224H66ZM159 225H160V224H159ZM162 225H163V224H162ZM196 225H197V224H196ZM200 225H201V224H200ZM205 225H207V224H205ZM209 225H212V224H208V226H209ZM256 225L258 226V224H256ZM256 225H255L254 228H255V229H260L259 226L257 227ZM263 225H264V224H263ZM25 226H26V225H25ZM27 226H26V227H27ZM36 226H37V225H36ZM40 226H41V224H40ZM42 226H43V225H42ZM198 226H199V225H198ZM198 226H196V228H197ZM240 226H241V225H240ZM247 226H248V225H247ZM31 227H32V226H31ZM61 227H62V226H61ZM66 227H68V225L65 226V228H66ZM72 227H74V226H72ZM75 227H77V224H76ZM79 227H81V226L79 225ZM164 227H165V226H164ZM212 227L214 228L215 226H211V228H212ZM241 227H242V226H241ZM241 227H240V228H241ZM244 227L246 228L245 225H244ZM256 227H257V228H256ZM260 227H261V225H260ZM23 228H24V225H23ZM41 228H42V227H41ZM46 228H50V227H46ZM46 228H45V230H47ZM65 228H62V229H65ZM69 228H71V227H69ZM81 228L83 229L84 227H81ZM166 228H168V227L166 226ZM206 228H207V227H206ZM245 228H244V229H245ZM248 228H249V230H250V228H252V227H248ZM24 229H25V228H24ZM27 229H28V228H27ZM30 229H31V228H30ZM37 229H38V228H37ZM59 229H61V228H59ZM78 229H79V228L77 227V230H78ZM194 229H195V228H194ZM25 230H26V229H25ZM45 230H42V231H45ZM50 230H52V229H50ZM68 230H69V229H68ZM73 230H74V229H73ZM77 230H76V231H77ZM192 230H193V229H192ZM209 230H210V229H209ZM213 230H214V229H212V231H213ZM215 230H216V229H215ZM246 230H248V229H246ZM260 230H261V229H260ZM260 230H258V231L260 232ZM21 231L23 232L22 229H21ZM26 231H27V230H26ZM26 231H25V232H26ZM32 231H34V230L32 229ZM53 231H55V229H54ZM65 231H67V230H65ZM65 231H64V233H65ZM70 231H71V230H69V232H70ZM193 231H194V230H193ZM193 231H192V232H193ZM239 231H240V230H239ZM243 231L245 232V230L242 229V233H243ZM252 231H253V230H252ZM27 232H29V231H27ZM34 232H35V231H34ZM36 232H38V231H36ZM39 232H40V231H39ZM47 232H48V230H47ZM51 232H52V231H51ZM58 232H59V231H58ZM69 232H68V233H69ZM74 232H75V230L73 231V233H74ZM78 232L81 233L82 231L79 230V231H77V233H78ZM197 232H198V231H197ZM240 232H241V231H240ZM246 232H248V231H246ZM250 232H251V231H250ZM254 232H255V231H254ZM3 233H4V232H3ZM5 233H6V232H5ZM53 233L55 234V232H53ZM60 233H61V232H59V234H60ZM194 233H196V232L194 231ZM235 233H236V232H235ZM257 233H258V232H257ZM262 233H264V232H262ZM6 234H7V233H6ZM10 234H11V233H10ZM12 234H13V233H12ZM18 234H19V233H18ZM18 234H16V235L18 236ZM24 234H26V233H24ZM24 234H23L22 236H24ZM27 234H28V233H27ZM32 234H33V233H32ZM32 234H29V235H28V238H30L29 236L32 235ZM35 234H36V233H35ZM43 234H44V233H43ZM49 234H50V232H49ZM54 234H53V235H54ZM56 234H57V233H56ZM56 234H55L54 236H56ZM69 234H71V233H69ZM191 234H192V233H191ZM191 234H190V235H191ZM198 234H199V233H198ZM248 234H249V232H248ZM248 234H247V235H248ZM250 234H251V233H250ZM14 235H15V234H14ZM14 235H13V236H14ZM36 235H37V234H36ZM44 235H47V233L44 234ZM50 235H52V233H51ZM63 235H64V234L62 233V236H63ZM71 235H72V234H71ZM75 235H78V234H74V236H75ZM79 235L82 236V233L79 234ZM84 235H85V234H84ZM188 235H189V234H188ZM188 235H187V236H188ZM192 235H193V234H192ZM195 235H197V234H195ZM235 235H236V234H235ZM237 235H238V233H237ZM242 235H243V234H242ZM247 235H245V236H247ZM1 236H2V235H1ZM3 236H4V235H3ZM7 236H8V235H7ZM22 236H21V238H22ZM32 236H34V235H32ZM39 236H40V235H37V238H38ZM41 236L43 237V235H41ZM47 236H48V235H47ZM47 236H45V237H47ZM59 236H60V235H59ZM85 236H86V235H85ZM85 236H84V237H85ZM193 236H194V235H193ZM193 236H191V238H192V239L194 238L195 241H196V238H198V237H195V236L193 237ZM199 236H200V235H199ZM258 236H259V235H258ZM263 236H264V235H263ZM10 237H11V236H10ZM10 237H9V238H10ZM15 237H16V236H15ZM15 237H11V238L14 239ZM25 237H26V236H25ZM34 237H35V236H34ZM45 237H44V238H45ZM64 237H66V235H64ZM67 237H68V236H67ZM77 237H78V236H77ZM79 237H80V236H79ZM84 237H82V239H83ZM237 237H238V236H237ZM239 237H240V236H239ZM242 237H243V236H242ZM247 237H248V236H247ZM23 238H24V237H23ZM23 238H22V239H23ZM35 238H36V237H35ZM47 238H48V237H47ZM74 238H75V237H74ZM74 238H72L73 240L71 239L73 242H74ZM189 238H190V236H189ZM249 238H250V236H249ZM249 238H247V239H249ZM253 238H254V236H253ZM258 238H259V237H258ZM16 239H17V238H16ZM50 239L52 240L53 238H51V236H50L48 239H46V240H44V241H46V243L50 245V243H51ZM68 239H69V237H68ZM79 239H80V238H79ZM211 239H212V238H211ZM213 239H214V238H213ZM243 239H244V238H243ZM247 239H246V240L244 239V241H248ZM262 239H263V238H262ZM29 240H30V239H29ZM31 240H32V239H31ZM55 240H56V239H55ZM69 240H70V239H69ZM69 240H68V241H69ZM80 240H81V239H80ZM216 240H219V241H220V239H216ZM233 240H234V239H233ZM233 240H232V244H234L233 242L236 241V240H234V241H233ZM250 240H251V239H250ZM250 240H249V241H250ZM11 241H12V240H11ZM11 241H10V242H11ZM18 241H20V240H18ZM25 241H28V239H27V240L25 239ZM47 241H48V242L50 241V243H48ZM77 241H78V240H77ZM81 241H82V240H81ZM221 241H222V240H221ZM221 241H220V242H221ZM239 241H240V239H239L237 242H239ZM242 241H243V240H242ZM244 241H243V243H244ZM251 241H252V240H251ZM251 241H250V242H251ZM4 242H6V241H4ZM10 242H9V243H10ZM34 242H36V241H33V243H34ZM78 242H79V241H78ZM88 242H89V241H87V243H88ZM201 242H202V241H201ZM222 242H223V241H222ZM250 242H249V244H251V243H253V242L255 243L256 241H253V242H251V243H250ZM12 243H13V241H12ZM12 243H10V244H11L12 247H14L15 245H14V244L12 245ZM14 243L16 244V242H14ZM26 243H27V242H26ZM36 243H37V242H36ZM46 243H45V244H40V245H36V244H35V246H39V247L42 248V250H44V249H45V246H44V245H46ZM52 243H54V242H52ZM56 243H57V242H56ZM56 243H55V244H56ZM71 243H72V242H70V244H71ZM81 243H82V242H81ZM84 243H85V242H84ZM212 243H213V242H212ZM243 243H241V244H243ZM245 243H246V242H245ZM254 243H253V244H254ZM257 243H258V242H257ZM257 243H256V244H257ZM19 244H20V243H19ZM23 244H24V243H23ZM23 244H22V245H23ZM72 244H73V243H72ZM78 244H80V242H79ZM85 244H86V243H85ZM90 244H91V243H90ZM90 244L88 243V244H86V245L88 246V245H90ZM214 244H217V243H213L212 245H214ZM220 244H221V243H220ZM222 244H223V243H222ZM238 244H239V243H237L236 245H238ZM6 245H7V244H6ZM58 245L60 246V248L62 247L60 244H58ZM74 245H76V244H74ZM194 245H196V244H194ZM194 245H193V246H194ZM218 245H219V244H218ZM218 245H217V246H218ZM246 245H247V244H246ZM29 246H30V245H29ZM31 246H34V244L32 245V243H31ZM52 246H53V245H52ZM59 246H58V247H59ZM68 246H69V245H68ZM71 246H72V245H71ZM78 246H79V247H78ZM82 246H83V245H82ZM84 246H85V245H84ZM90 246H91V245H90ZM214 246H215V245H214ZM219 246H221V245H219ZM219 246H218V247H219ZM239 246H240V245H239ZM242 246H243V245H242ZM261 246H263V245L261 244ZM2 247H3V246H2ZM2 247L0 246V248H2ZM17 247H19L18 244H17ZM27 247H28V246H27ZM39 247H38V248H39ZM56 247H57V246H56ZM58 247H57V249H58ZM63 247H64V245H63ZM3 248H4V247H3ZM5 248H6V247H5ZM5 248H4V249H5ZM23 248H25V247H23ZM29 248H30V247H28V249H29ZM34 248H35V247H34ZM41 248H40V249H41ZM47 248H48V245H47L46 249H47ZM53 248H54V247H53ZM60 248H59V250H60ZM70 248H71V247H69V249H70ZM73 248H74V247H73ZM73 248H72V249H73ZM75 248H78V250H79V249L81 248V246H80V245H76ZM75 248L73 249V252H74L75 250H77V249H75ZM195 248H196V247H195ZM235 248H236V247H235ZM256 248H258V246H256ZM261 248H262V247H261ZM13 249H14V248H13ZM20 249H21V248H20ZM25 249H26V248H25ZM28 249H27V250H28ZM31 249H33V248H31ZM51 249H52V248H51ZM193 249H194V248H193ZM239 249H240V247H239ZM245 249H246V247H245ZM250 249H251V248H250ZM263 249H264V248H263ZM5 250H6V249H5ZM16 250H17V249H16ZM16 250H14V251L16 252ZM29 250H30V249H29ZM29 250H28V251H29ZM47 250H50V247H49V249H47ZM53 250H55V248H54ZM64 250L66 251L65 253H67V249L64 248ZM237 250H238V249H237ZM243 250H244V249H243ZM256 250H257V249H256ZM256 250L254 249L253 252H255ZM258 250L260 251V248H259ZM0 251H1V249H0ZM2 251H3V250H2ZM7 251H8V250H7ZM19 251H20V250H19ZM19 251H17V252H19ZM21 251H22V250H21ZM44 251H45V250H44ZM55 251H56V250H55ZM55 251H54V253L58 254V252H55ZM61 251H63V250H61ZM200 251H201V250H200ZM239 251H240V250H239ZM239 251H238V252H239ZM244 251H245V250H244ZM244 251L242 252V249H241L242 255H243ZM259 251H258V252H259ZM263 251H264V250H263ZM263 251H262V252H263ZM9 252L11 253V251H9ZM25 252H27V251H25ZM31 252H32V251H31ZM36 252H38V249H37ZM42 252H43V251H41V253H42ZM50 252H52V250H51ZM248 252H251V250L248 251ZM253 252H252V254H255V253H253ZM258 252H257V254H259ZM29 253H30V251H29ZM34 253H35V252H34ZM38 253H39V252H38ZM44 253H45V255H47L46 252H44ZM44 253H43L42 255H44ZM47 253H48V252H47ZM65 253H63L64 256H65ZM68 253H69V252H68ZM194 253H196V252L194 251ZM236 253H237V252H236ZM245 253H246V252H245ZM260 253H261V252H260ZM2 254H3V253H2ZM14 254H16V253H14ZM22 254H23V253H22ZM22 254H21V255H22ZM36 254H37V253H36ZM61 254H62V253H61ZM196 254H198V253H196ZM249 254H251V253H249ZM0 255H1V254H0ZM18 255H20V254H18ZM23 255H24V254H23ZM25 255L27 256V254H25ZM25 255H24V256H25ZM39 255H40V254H39ZM45 255H44V256H45ZM48 255H51V254L48 253ZM52 255L55 256V254H52ZM52 255H51V256H52ZM74 255H75V254H74ZM200 255L202 256V254H200ZM6 256H7V255H6ZM28 256H29V255H28ZM33 256H34V255H33V253H32V257H33ZM35 256H36V255H35ZM37 256H38V254H37ZM37 256H36V257H37ZM40 256H41V255H40ZM51 256H49V257H51ZM58 256L60 257V255H56L55 257H58ZM66 256H68V255L66 254ZM192 256H193V254H192ZM192 256H191V257H192ZM252 256L254 257V255H252ZM255 256H256V255H255ZM1 257H2V256H1ZM9 257H10V255H9ZM9 257H8V258H9ZM12 257H14V256H11L10 258H12ZM38 257H39V256H38ZM49 257L46 256V258H49ZM194 257H195V255H194ZM194 257H193V258H194ZM199 257H200V256H199ZM199 257H197V255H196L195 258L198 259ZM253 257H252V258H253ZM6 258H7V257H6ZM10 258H9V261H10ZM17 258H18V257H17ZM20 258H21V257L19 256L18 259H20ZM24 258H25V257H24ZM24 258H23V259H24ZM27 258H28V261H29V257H27ZM30 258H31V257H30ZM46 258H45V259H46ZM64 258H65V257H64ZM66 258H67V257H66ZM76 258H77V257H76ZM188 258H189V257H188ZM203 258H204V256H203ZM205 258H207V257L205 256ZM205 258H204V260H205ZM240 258H241V257H240ZM250 258H251V257H250ZM13 259H14V258H12V260H13ZM15 259H16V258H15ZM18 259H17V260H18ZM31 259H32V258H31ZM35 259L37 260V258H35ZM38 259H40V258H38ZM41 259H44L43 256H42ZM52 259L54 260V258H52ZM56 259H57V258H56ZM59 259L61 260V258H59ZM190 259H191V258H190ZM209 259H210V258H209ZM253 259H255V258H253ZM7 260H8V259H7ZM32 260H33V259H32ZM36 260L34 261L35 263H36ZM49 260H50V259H49ZM60 260H59V261H60ZM192 260H193V259H192ZM199 260H201V259H199ZM238 260H239V259H238ZM246 260H247V259H246ZM0 261H1V260H0ZM2 261H4V258H3ZM5 261H6V260H5ZM9 261H8V262H9ZM15 261H16V260H15ZM20 261H21V260H20ZM24 261H25V260H24ZM26 261H27V260H26ZM45 261H46V260H45ZM57 261H58V260H57ZM69 261H71V260H69ZM69 261H67V262H69ZM72 261H73V260H72ZM188 261H189V260H188ZM195 261H197V260H195ZM195 261H194V262H195ZM243 261H244V260H243ZM243 261H242V262H243ZM247 261H253V260H247ZM13 262H14V260H13ZM17 262H18V261H17ZM30 262H31V261H30ZM30 262H29V264H30ZM41 262H42V261H41ZM61 262H62V261H61ZM63 262H65V261H63ZM189 262H190V261H189ZM205 262H206V261H205ZM10 263H11V262H10ZM15 263H16V262H15ZM19 263H20V264H23V263H25V262L22 261V262H19ZM53 263H54V262H53ZM53 263H52V264H53ZM198 263H201V262L199 261ZM208 263H209V262H208ZM248 263H249V262H248ZM251 263L254 264V261L251 262ZM251 263H250V264H251ZM255 263H256V261H255ZM4 264H6V263H4ZM16 264H17V263H16ZM25 264H27V262H26ZM31 264H34V263L32 262ZM40 264H41V263H40ZM42 264H43V263H42ZM46 264H47V263H46ZM48 264H50V263H48ZM58 264H59V263H58ZM62 264H64V263H62ZM70 264H71V262H70ZM74 264H75V263H74ZM190 264H191V262H190ZM201 264H202V263H201ZM203 264H205V263L203 262ZM243 264H244V262H243ZM260 264H261V263H260Z\"/></svg>","mask_w":264,"mask_h":264},{"label":"crops","instance_id":"4","mask_svg":"<svg viewBox=\"0 0 264 264\" xmlns=\"http://www.w3.org/2000/svg\"><path fill=\"white\" fill-rule=\"evenodd\" d=\"M249 89L236 83L222 85L215 82L204 90L205 103L214 111L224 130L245 131V126L251 128L253 119L250 115L255 114L258 91H254L252 97ZM252 133L254 136L261 134L253 131Z\"/></svg>","mask_w":264,"mask_h":264},{"label":"trees","instance_id":"5","mask_svg":"<svg viewBox=\"0 0 264 264\" xmlns=\"http://www.w3.org/2000/svg\"><path fill=\"white\" fill-rule=\"evenodd\" d=\"M230 130H232V129H230ZM233 131V134L236 136V134H238L235 130H232ZM246 132V130L244 131V133H243V135L244 134H247V133H245Z\"/></svg>","mask_w":264,"mask_h":264}]
</instances>
